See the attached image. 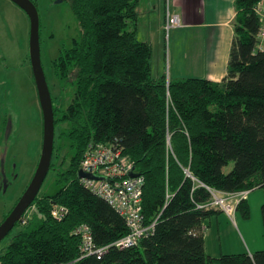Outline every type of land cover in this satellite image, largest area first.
Segmentation results:
<instances>
[{
  "label": "trees",
  "instance_id": "1",
  "mask_svg": "<svg viewBox=\"0 0 264 264\" xmlns=\"http://www.w3.org/2000/svg\"><path fill=\"white\" fill-rule=\"evenodd\" d=\"M140 1L70 0L81 38L63 49L54 69L61 80L73 76L74 99L66 110L53 101L56 126L70 125L61 134L70 142V166L56 174L58 190L30 206L41 216L39 224L32 228L29 211L16 225L20 231L1 252L0 264H264V251L210 257L203 232L207 219L223 213L209 206L210 189L264 190V50L256 49L260 20L253 11L262 0H235V37L222 82L155 78L152 47L129 29ZM90 143L124 148L145 178L146 224L161 215L150 239L101 259L81 258L74 231L89 225L96 243L108 246L128 227L81 185L78 172ZM54 167L52 159L50 171ZM54 205L68 210L62 221L52 216ZM238 211L250 218L247 199ZM262 216L264 222V204Z\"/></svg>",
  "mask_w": 264,
  "mask_h": 264
},
{
  "label": "rangeland",
  "instance_id": "2",
  "mask_svg": "<svg viewBox=\"0 0 264 264\" xmlns=\"http://www.w3.org/2000/svg\"><path fill=\"white\" fill-rule=\"evenodd\" d=\"M31 1L36 3L39 12L41 60L54 105L60 110H66L74 99L75 80L72 75L68 80H61L55 74L54 61L63 49L72 48L75 41L80 40L81 28L70 0H62L60 3L58 0ZM167 4L168 0H141L138 20L136 23L130 22L129 29H136L139 41L151 44L155 78L166 75L169 80L171 75L173 80L205 79L207 73L202 62L201 67L197 64L198 53L194 57L193 49L191 53L188 51L192 44L200 46V37L192 40V44L177 42L174 51V43L178 38L173 29L167 30ZM169 10L173 18L171 3ZM30 32L28 15L10 0H0V225L31 184L43 150L44 120L31 63ZM193 36L192 32L189 38ZM68 129L69 123H58L56 126L54 148L57 160L53 158L55 171L49 173L40 196L55 193L58 190L56 174L70 166V142L61 135ZM233 166L231 163L225 172L229 173ZM258 190L262 191L260 195H264V190ZM31 209L27 210L30 211L27 219L32 218V228H35L41 216L36 208ZM19 229L15 227L11 236L0 244V254Z\"/></svg>",
  "mask_w": 264,
  "mask_h": 264
},
{
  "label": "crops",
  "instance_id": "3",
  "mask_svg": "<svg viewBox=\"0 0 264 264\" xmlns=\"http://www.w3.org/2000/svg\"><path fill=\"white\" fill-rule=\"evenodd\" d=\"M169 3L172 4L174 16L180 20L179 27L173 28L176 39L178 38L174 43V51L177 42L192 44V40L200 37V46L192 44L188 51L191 53L193 49L194 57L198 53L197 64L201 67L202 62L207 73L205 79L222 82L228 75L235 37V0H168ZM154 9L156 10V7ZM192 32L194 36L190 39ZM191 60L193 62L192 56ZM170 79L173 80L171 75ZM260 192L262 191L254 190L246 198L251 210L249 219H244L237 209L234 217L220 213L205 221L203 232L207 255L213 258L243 253L253 256L264 251V195H260ZM215 235L217 237H214Z\"/></svg>",
  "mask_w": 264,
  "mask_h": 264
},
{
  "label": "built area",
  "instance_id": "4",
  "mask_svg": "<svg viewBox=\"0 0 264 264\" xmlns=\"http://www.w3.org/2000/svg\"><path fill=\"white\" fill-rule=\"evenodd\" d=\"M260 20L257 34L256 49L264 50V0L254 9ZM167 30L179 27V17L171 18L168 4ZM80 170L94 178L81 179V185L94 196L104 200L126 222L128 234L122 239L108 246L96 243L89 225H81L74 235L80 238L81 258H103L112 249L120 251L137 247L142 241L155 235L161 215L151 224H146L143 215V195L145 178L136 172L135 163L124 153V148L118 143H90L81 161ZM138 174V177H132ZM212 200L210 207L234 217L242 200H245L251 191L236 194L211 190ZM170 198V196H169ZM65 207L54 205L52 216L62 221L67 215ZM24 223H27L25 220Z\"/></svg>",
  "mask_w": 264,
  "mask_h": 264
},
{
  "label": "water",
  "instance_id": "5",
  "mask_svg": "<svg viewBox=\"0 0 264 264\" xmlns=\"http://www.w3.org/2000/svg\"><path fill=\"white\" fill-rule=\"evenodd\" d=\"M19 6L29 17L30 32V55L33 68V75L38 89L39 101L44 120V142L40 163L37 168L31 184L26 192L12 210L10 215L0 225V244L9 236L12 230L20 222L30 206L38 198L40 191L49 175L53 152L55 146L56 118L52 95L49 89L47 78L42 66L40 49V17L37 6L31 0H10ZM58 3L62 0H58ZM138 174H132V177H138ZM94 178L86 175L82 171L78 172V178Z\"/></svg>",
  "mask_w": 264,
  "mask_h": 264
},
{
  "label": "bare ground",
  "instance_id": "6",
  "mask_svg": "<svg viewBox=\"0 0 264 264\" xmlns=\"http://www.w3.org/2000/svg\"><path fill=\"white\" fill-rule=\"evenodd\" d=\"M161 1H164V0H161ZM228 5H229V4H228ZM253 11H254V10H253ZM258 21H259V19H258ZM259 22H260V21H259ZM258 25H259V23H258ZM259 27H260V26H259ZM258 30H259V29H258ZM228 31H229V30H228ZM208 78H209V77H208ZM211 78H212V77H211ZM214 79H215V78H214ZM204 83H206V82H204ZM169 86H170V85H169ZM206 88H207V87H206ZM208 94H209V92H208ZM211 95H212V94H211ZM57 145H58V144H57ZM58 147H59V146H58ZM165 147H166V146H165ZM68 149H69V148H68ZM59 151H61V150H59ZM165 152H166V150H165ZM169 152H170V151H169ZM84 153H85V152H84ZM54 156H56V154H55ZM66 157H67V156H66ZM72 157H73V156H72ZM56 160H57V159H56ZM69 160H70V158H69ZM175 163H176V162H175ZM176 164H177V163H176ZM55 165H56V163H55ZM55 165H54V166H55ZM53 169H54V168H53ZM57 169H60V168H57ZM65 170H66V168H65ZM51 171H52V170H51ZM51 171H50V172H51ZM181 171H182V170H181ZM189 172H190V171H189ZM211 198H212V197H211ZM200 208H201V207H200ZM203 211H204V210H203ZM243 246H244V245H243ZM255 256H256V255H255ZM255 256H254V257H255ZM104 257L106 258L107 256H104ZM105 258H104V259H105ZM77 260H78V259H77ZM102 260H103V259H102ZM248 260H249V259H248ZM253 260H254V259H253ZM255 260H256V259H255ZM256 262H257V260H256ZM249 263H250V262H249Z\"/></svg>",
  "mask_w": 264,
  "mask_h": 264
}]
</instances>
